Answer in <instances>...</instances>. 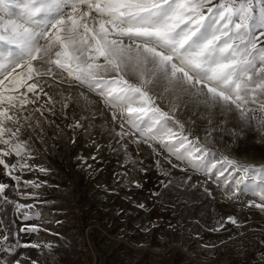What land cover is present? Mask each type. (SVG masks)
<instances>
[{"label": "snow or ice", "instance_id": "obj_1", "mask_svg": "<svg viewBox=\"0 0 264 264\" xmlns=\"http://www.w3.org/2000/svg\"><path fill=\"white\" fill-rule=\"evenodd\" d=\"M88 126L126 156L130 145L137 155L146 147L161 188L199 187L209 198L216 188L230 202L251 197L246 206L264 214V164L210 146L249 134L264 141V0H0V175L10 181L0 180V208L38 218L22 211L32 203L10 198L39 199L21 191L25 173L37 178L24 188L47 183L35 144ZM77 159L101 162L96 153ZM224 223L240 226L228 216L211 230ZM41 231L60 235L34 224L13 232L0 219V253L12 257L0 264H40L20 249L53 254L54 241L19 239Z\"/></svg>", "mask_w": 264, "mask_h": 264}, {"label": "rangeland", "instance_id": "obj_2", "mask_svg": "<svg viewBox=\"0 0 264 264\" xmlns=\"http://www.w3.org/2000/svg\"><path fill=\"white\" fill-rule=\"evenodd\" d=\"M80 114L76 109L77 117ZM93 123L89 121V125ZM94 140L102 145L99 152ZM217 141L210 146L239 160L264 164V141L254 134L235 142L221 137ZM111 143L109 147L103 129L88 126L74 133L65 128L62 135L54 138L50 133L47 144H35L40 158L37 162L50 169L47 176L37 175L47 183L39 189L24 188L23 179L37 178L25 173L21 191L35 192L39 199H24L15 191L10 198L32 203L31 209L22 211L41 215L24 221L14 206L5 205L0 208V219L13 232L23 225L34 224L60 235L43 231L20 233L23 242L54 241L58 245L49 255L34 249L20 252L38 259L40 264H264V214L246 206L251 197L242 198L241 203L226 200L216 188H213L215 198L204 195L199 187L187 191L176 187L163 189L159 184L162 177L146 147L137 155L135 146L130 145V155L126 156L114 141ZM93 153L101 162L88 160L92 168L77 159ZM139 160L144 161L146 172L140 171ZM0 180L10 182L3 175ZM133 182L142 187H135ZM101 186L113 191H105ZM154 191L163 195L153 197ZM138 203H144L146 208L136 207ZM228 216H234L240 226L224 223L220 231L211 230ZM124 240L139 248L127 245Z\"/></svg>", "mask_w": 264, "mask_h": 264}, {"label": "bare ground", "instance_id": "obj_3", "mask_svg": "<svg viewBox=\"0 0 264 264\" xmlns=\"http://www.w3.org/2000/svg\"><path fill=\"white\" fill-rule=\"evenodd\" d=\"M98 226V228L100 229V227L101 226H99V225H97ZM102 231H104V230H102ZM112 239H114V240H119V238H117V237H114V236H110ZM124 242L127 244V245H130V246H132L133 248H139L138 246H135V245H132L128 240H124ZM156 248H158V247H156ZM159 250H161L160 248L159 249H155V250H153V251H159Z\"/></svg>", "mask_w": 264, "mask_h": 264}]
</instances>
